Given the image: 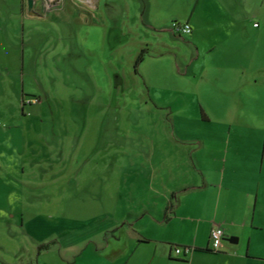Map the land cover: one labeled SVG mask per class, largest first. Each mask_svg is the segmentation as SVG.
I'll return each instance as SVG.
<instances>
[{"label": "rangeland", "instance_id": "rangeland-1", "mask_svg": "<svg viewBox=\"0 0 264 264\" xmlns=\"http://www.w3.org/2000/svg\"><path fill=\"white\" fill-rule=\"evenodd\" d=\"M19 3L0 0V264H100L96 240L110 221L120 220L125 243L141 229L126 220L149 206L150 157L185 156L172 125L181 139L205 134L184 58L135 66L141 50L156 56L164 43L183 53L188 36L97 30L93 0H54L40 19L19 17ZM159 3L153 13L171 29L192 0ZM43 169L53 177L25 176Z\"/></svg>", "mask_w": 264, "mask_h": 264}, {"label": "crops", "instance_id": "crops-1", "mask_svg": "<svg viewBox=\"0 0 264 264\" xmlns=\"http://www.w3.org/2000/svg\"><path fill=\"white\" fill-rule=\"evenodd\" d=\"M26 1L19 0L17 15L40 19L54 0L41 6V0H32L35 6L30 10ZM200 1L192 0L186 18L170 19L191 26L184 52L164 43L163 52L155 56L149 51L144 60L184 58L191 67L188 92L196 99L205 134L181 139L172 125L177 150L187 148L185 156L150 157L147 162L158 165L151 166L142 181L148 184L149 206L126 220L141 229L125 243L118 230L120 220L110 221L96 240L100 246L95 253L104 259L100 264H264V0H215V5L206 0L204 25L196 18L202 14L196 16ZM159 4L93 0V12H87L97 30L113 35L172 32L153 13ZM180 88L178 83L167 89ZM53 173L62 177L65 172ZM25 176L53 177L48 169L39 175L29 170ZM214 226L224 230L221 252L210 250Z\"/></svg>", "mask_w": 264, "mask_h": 264}, {"label": "built area", "instance_id": "built-area-1", "mask_svg": "<svg viewBox=\"0 0 264 264\" xmlns=\"http://www.w3.org/2000/svg\"><path fill=\"white\" fill-rule=\"evenodd\" d=\"M256 25V24H255ZM172 32L176 35H188L191 32V26L188 22H181L174 20L170 24ZM35 101L33 99H26V104H32ZM224 230L220 226H214L210 230L209 240H210V250L212 252H221L224 249ZM181 249L176 248L175 253L177 255L181 254ZM187 251V250H186Z\"/></svg>", "mask_w": 264, "mask_h": 264}, {"label": "trees", "instance_id": "trees-1", "mask_svg": "<svg viewBox=\"0 0 264 264\" xmlns=\"http://www.w3.org/2000/svg\"><path fill=\"white\" fill-rule=\"evenodd\" d=\"M177 36L182 37V36H186V35H177ZM146 55H147V51L145 49L141 50L140 53L138 54V56L136 57V60H135L136 65L135 66L139 65L144 60ZM36 100H37V98H36ZM23 104H24V101H23ZM42 249H48V243L42 244L38 247V250H42Z\"/></svg>", "mask_w": 264, "mask_h": 264}, {"label": "water", "instance_id": "water-1", "mask_svg": "<svg viewBox=\"0 0 264 264\" xmlns=\"http://www.w3.org/2000/svg\"><path fill=\"white\" fill-rule=\"evenodd\" d=\"M27 6L29 9L33 7V1L32 0H27Z\"/></svg>", "mask_w": 264, "mask_h": 264}, {"label": "flooded vegetation", "instance_id": "flooded-vegetation-1", "mask_svg": "<svg viewBox=\"0 0 264 264\" xmlns=\"http://www.w3.org/2000/svg\"><path fill=\"white\" fill-rule=\"evenodd\" d=\"M26 7H27V1H26Z\"/></svg>", "mask_w": 264, "mask_h": 264}]
</instances>
